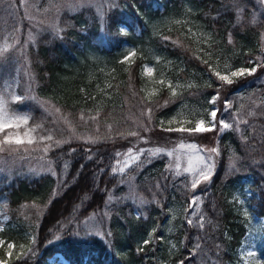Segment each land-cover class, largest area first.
Segmentation results:
<instances>
[{
	"label": "trees",
	"instance_id": "16d2710c",
	"mask_svg": "<svg viewBox=\"0 0 264 264\" xmlns=\"http://www.w3.org/2000/svg\"><path fill=\"white\" fill-rule=\"evenodd\" d=\"M41 1L46 0H39L40 5ZM182 1L183 6L177 7L176 0H117V4L106 12L102 25L95 11H88L89 7L81 5L62 12L56 27L39 22L32 41L25 38L30 22L21 18L20 43H16L14 55L22 62L21 70L26 67L30 73L28 85L32 82V95L37 99L45 98L66 112L60 118L68 115L76 131L87 129L95 136L111 138H102L96 143L71 138L68 143L54 147L46 156L42 151L31 154L4 152L5 160L17 161L15 169L9 173L0 171V199L3 195L8 197L7 211L12 214L22 203H45L46 206L36 225L35 243L31 244L34 254L28 252L7 264H55L49 258L57 252L71 264H179L181 260L184 264H233L239 258L238 248L248 227L247 218L240 211L235 197L245 181L251 191L252 210L263 217L264 232V102L259 104V109L255 107L262 112L261 115L246 119L249 125L246 132L241 131L244 126L235 131L233 125L220 133V155L211 181L204 182L199 190L203 195L201 210L206 217L204 229L199 231L184 221L176 222L175 246L168 241L164 244L159 238H151L146 246L142 241L160 231L155 228V222L161 221L165 215L167 203L188 198L187 177L166 175L163 178L162 157L131 169L129 172L134 174L131 181L140 192L148 195V191L156 188V196L149 200L145 211L139 209L141 213L137 215L134 213L136 205L122 196L128 181L123 184L120 181L126 176L118 177L109 172L116 152L111 146L115 142L126 143L123 140L127 132L140 131L134 118L143 105L142 100L146 101V107L153 109L146 132L150 138L151 134L159 133L155 130L159 126L154 121L180 110L184 99H189V104L183 107L189 109L192 118L201 114L207 116L206 109L210 107L207 101L216 93L219 81L211 76L207 65L196 59L197 56L207 59L212 66L216 61L207 53L213 54L218 49L227 50L235 65H250L247 63L250 58L263 56L259 36L264 28V10L257 20L251 19L255 0H243L248 4L245 8L243 6V23L238 24L235 14L240 0ZM9 4L11 10L14 7L19 10L21 6L20 0H6L0 8L8 12ZM173 7L176 12L179 7L187 9V16H193L192 25L176 23L170 29L153 33L149 25ZM37 14L39 12L34 15L36 19ZM10 18L15 20L13 16ZM121 24L125 31H121ZM229 34L231 44L228 43ZM163 36H169L171 40L163 41ZM26 41L27 46L21 48ZM125 43H130L137 51L131 60L121 63L124 61L122 53L127 50ZM146 63L163 77L184 80L180 88V85L173 87L178 88L176 96H172V89L164 84L154 95L147 94ZM257 85L262 88L264 99L263 83ZM244 86L251 91L255 85L243 81L234 88L238 90ZM166 100L169 101L167 105L164 104ZM244 110L249 109L245 107ZM81 113L87 124L80 120ZM147 114L141 120L148 122ZM44 115L45 119L49 118L48 114ZM37 116L38 107H35L32 117L36 119ZM93 116L100 121H93ZM50 119L55 130L54 138L72 136L65 120L54 121L53 116ZM253 120L255 122L251 123ZM73 148L76 151L69 155ZM2 155L0 153V158ZM89 155L93 157L91 160L87 158ZM41 157L47 163H53L57 172L55 176L50 171L25 170L20 164L24 159ZM66 162L69 167L64 169ZM100 169L105 171L101 173ZM53 189L57 191L55 196L51 195ZM111 193L118 196L116 203L112 200L108 212L107 225L111 235L106 240L95 234L82 235V220L91 211L100 209ZM77 205L80 206L78 210ZM69 220L74 222L69 224ZM149 225H152L151 232L155 228L153 234L148 232ZM0 233L7 240L22 238L20 228L17 231L12 227ZM197 235L204 237L200 241L201 249L188 259ZM140 248L143 250L138 251ZM161 259L167 263H159Z\"/></svg>",
	"mask_w": 264,
	"mask_h": 264
},
{
	"label": "rangeland",
	"instance_id": "374dc122",
	"mask_svg": "<svg viewBox=\"0 0 264 264\" xmlns=\"http://www.w3.org/2000/svg\"><path fill=\"white\" fill-rule=\"evenodd\" d=\"M39 0H20L21 6L20 9L17 10L15 7L11 11H6L5 9L0 8V28L3 29V31H0V49H3L5 44L9 45L8 51L6 53L0 54V61H4L7 63L8 57H13V63L8 64V67L5 69V74H7L15 64V66L19 67L20 71L16 76L15 80L9 79L8 84L11 85V87H7L6 85L0 84V95L3 96L5 100L8 101V108L9 111H15L19 110V112L25 113L28 112L32 116L33 110L35 107H38V116L35 119L37 122L41 120V118H44V126L45 128H50L52 129V120L50 119L51 116H53L56 120L54 121H60L63 122L64 118L61 119V115L66 113L63 110L60 109V113H56L55 109L57 108L52 102L45 98H39L37 100H25L23 102H12L11 101V95L12 94H22V95H27L29 92L28 89V80L30 78V73L26 67H22V62L17 58V55L15 54L14 48L16 47V41L19 39V34L22 30V19L25 18L28 20L30 23L26 27L27 31L25 33H28L26 35V40L28 41V36L29 34L35 33L36 30V25L39 24V22L45 23V24H53L55 27L57 23L60 21V17L62 12H67V10H74L75 8H78L79 6L83 7H89L87 10L88 11H95V16L98 18L101 22V25L103 24L104 16L106 12L113 7L114 5L117 4V0H58L56 2H52L50 0H46L44 3L41 1L42 5L38 3ZM241 3L239 2L236 6V14H235V19L236 23H243V20L245 18V13L243 12V6L248 4L247 1L240 0ZM255 8L251 10V19L252 20H257L258 16L262 13L264 10V4L261 0H255ZM175 4H177V7L183 6V1L182 0H176ZM179 11L176 12L174 7L171 9V11H168L158 17L155 21H153L150 25L149 28L153 33L160 32L161 30L167 28L170 29L174 24L179 21L180 23H187L188 25H192V19L193 16H187V9H180ZM37 14V19L35 18V14ZM41 13L44 14L43 17H41ZM27 14V15H26ZM11 16L15 18L14 21L11 20ZM21 16V17H17ZM194 20V19H193ZM194 20V24H195ZM41 25V24H40ZM18 29L15 33H13L11 36L9 35L10 33L13 32V28ZM40 28V27H39ZM120 28H125L123 24L120 25ZM137 31V30H136ZM260 37V46L261 49L263 50V56H255L254 58H250L253 63L250 65H245V64H239L235 65L233 64L232 59L229 58L228 51L223 50V49H218L213 51V54H211V57L216 61L215 66H212L213 69L219 70L222 73L225 72L226 70V65H230L232 68H235L237 66H243L246 68H251L255 66L256 63L264 61V28L261 30V36ZM138 43L141 45L140 38ZM125 48L127 50L122 53V60H125V57L128 55L130 51H135L136 53V48L133 47L130 43H125L124 44ZM20 51V49H18ZM23 53V51H21ZM134 56H132L129 60H131ZM127 60V61H129ZM18 62V63H16ZM145 66L148 68L152 69L151 75H149L146 71V75L148 76L147 78V85L149 92L147 94H152L153 92H156L161 86L168 85L169 82L173 85V87H177L180 84L184 82V80L181 78H175L172 79L170 76L163 77L162 74L159 75L152 67L150 63H146ZM248 78V80H247ZM163 79L164 83L159 84L157 81ZM258 79H264V67L258 68L257 72L253 76H248L242 78L240 81L234 82L232 85H226L221 87V90L219 91V100L217 101L216 105H210L208 108L216 107L219 108L221 111L218 113V119L220 118L221 115H223L226 119H231L232 124L234 126H238L239 128L244 126L243 130L246 132V128L249 127L248 124H243V125H237L236 124V119H241V120H246L248 118H255L259 115L262 114L261 111H258L259 109V104L264 102V99L262 98V88H260L256 83H251V85H255L251 91H249L247 88L248 86H244L241 89L235 90L236 88L234 87H239L243 81H255ZM182 85L179 86V88ZM264 86V83H263ZM175 90L178 88H174ZM32 95V91H31ZM195 98V97H193ZM182 99V98H181ZM184 99V98H183ZM142 100V99H141ZM189 100L184 99L182 102L184 103L183 106H186ZM229 100L231 102L230 108L228 112L224 111V101ZM143 105L140 109V111L137 113V117H135V123L137 124V127L140 128L137 132L139 133L138 136H129L128 133L134 130H131L127 132L125 139L123 140L126 143L122 142H115L113 146H111L116 152H114L115 158L111 163V166L109 168V172H111V169L113 167H119L122 166V162L124 159V155L127 153V150L129 148H132L134 152L139 151L140 149H154L157 147L163 148L166 151H173V156L168 157L166 155L159 156L163 158V173L164 176L163 178H166V175H170L172 178L176 177L174 175V165L176 163V156L179 155L181 157L180 159V171L181 175L180 176H186L188 179V188H189V193H188V198L185 200L179 199L177 200H171L169 203H167V208H166V213L161 219L159 220L158 223L155 222V228L160 229L158 231L157 235H152L151 238H159L163 237L162 242L166 244V241H168V244H171L172 246H175L177 244V240L175 237V232L177 229V224L184 221L187 223V219L191 216V211L193 209L189 208V202L191 201V198L196 195L197 193H201L199 190H201V185L204 183H201L198 188L193 191L191 189V179L192 176L189 173H185L184 169L187 167V162L188 158L187 155H185L186 152L189 150L186 149H180L179 144L180 143H196L198 146H203L205 148H213L216 147L218 148V138L220 136V131L219 127L217 128V131L215 132H210V133H204V134H195V135H189L188 133H177V132H166L163 131L162 128L169 127L167 124V121L169 119H172L173 117H176L177 120L181 119H193L191 115L189 114V109L186 107H181L180 110L175 111L174 113L170 114L167 117H161L160 120L154 121L155 124H157L159 129L155 128V130H159L158 135H152L151 138L149 134H147V131H142L144 130V127H141V123H143L144 126L148 128V122L141 120V118L147 114V109L146 107L145 100H142ZM22 103V105H21ZM41 104H43V107H41ZM248 108L249 110H244V108ZM255 107H258V109H255ZM45 108L48 109V112H45ZM231 114H234L233 118L230 116ZM249 113H255L254 115H249ZM48 114L49 118L45 119V115ZM149 114V113H148ZM147 114V115H148ZM207 114V113H206ZM67 120L71 122L72 126V121L71 118L66 115ZM205 117V116H204ZM207 119V116L205 117ZM98 122L100 119H97ZM164 120L165 123L163 126H161L160 121ZM255 120H253L251 123H254ZM59 122H55L57 124ZM29 126H34L33 120L30 119L29 121ZM179 126L178 124H173L171 127H177ZM186 127H191L193 125L187 124L185 125ZM73 127V126H72ZM161 128V129H160ZM233 128V127H232ZM149 129V128H148ZM87 129H83L81 131H76L77 136L82 138V140H86L88 136L95 137V135L89 131H86ZM23 131V129H21ZM44 134V133H40ZM36 135V134H34ZM125 136V135H123ZM76 138V137H72ZM47 143V141L45 142ZM43 146V144H41ZM120 152L122 155L119 157L120 160V165H117V157L116 153ZM5 153H3L2 158H0V169H3L5 173H9L12 169H15V163L17 161L11 160L8 162V160H5ZM147 157H148V152L145 151L144 155L140 157V161L142 162V166L147 164ZM218 156H214V164L216 166V161H217ZM173 165V169H168L167 165L168 164ZM21 166L27 170H38V171H49V167L55 171L57 174L53 163L49 165V162L42 160V159H30L26 160L24 159L22 162H20ZM141 166V167H142ZM18 167V166H17ZM140 167H137L136 164H132L130 167L125 169V172L121 175L118 171L116 176L121 177V176H126L124 178L125 181H128V187L125 188L124 194H122L123 197L127 198L129 201L133 202L136 206H134V213L139 214L141 211L139 209H142V211H145L146 206L148 205V202L150 199L154 198L156 196V188L153 189L152 191H148V195H145L143 192H140L137 187L132 183L131 179L133 178L134 174L129 172L131 169H137ZM215 169V167H214ZM214 171V170H213ZM51 172V171H50ZM5 175V174H4ZM178 176V177H180ZM131 177V179H130ZM130 180V181H129ZM245 179H243V182ZM53 191L51 192V195L53 196ZM57 193V191H55ZM114 202L116 203V198H118L117 195L111 193L110 194ZM51 196V197H52ZM236 197V203L240 208V211L242 214L247 218V231L244 235L243 241L241 245L239 246V258L236 262L233 264H254L255 260H261L264 261V232H263V218L261 216H258L256 213L253 212V203L251 202V191L250 187L248 186L247 181L241 184L240 188L235 193ZM108 198V197H107ZM107 198L103 204V206L98 209L91 211L81 222L80 225V230L84 231L87 230L88 232L95 233L97 229L100 230L101 234H95L104 240L107 239L108 235L107 233L110 231L108 227V215L105 217L103 215L105 204L107 202ZM7 201L8 197L3 195L1 196L0 199V232H5V230L10 229L14 227L17 231L20 228L22 238H14L7 240L3 235L0 233V240H2L4 243L0 245V259H4L7 262L10 260L17 258L19 255L20 257H23L24 255L22 253H28L29 249L32 247L31 244H33L32 240L35 236V231H36V225L38 226V223L40 221L41 215L45 209V203L40 204V203H22L18 207L19 210L12 212V214L7 211ZM113 202V201H112ZM112 202L108 205V207L111 206ZM203 203V195L201 196V201L199 202V208H200V214L204 215V213L201 210V205ZM21 211V212H19ZM103 211V212H102ZM162 213V211H160ZM95 214L94 219L88 220V223L85 224L84 221L88 219L89 216ZM14 216V218L12 217ZM11 217V218H10ZM205 217V215H204ZM103 219V223H99V221ZM199 219V216L194 217L193 221L195 223L196 220ZM178 222V223H176ZM206 222V217L204 219V225ZM151 227L152 225L148 226V232H151ZM154 228V229H155ZM197 230L200 231V229L196 228ZM153 232V231H152ZM151 232V234H153ZM160 232V233H159ZM9 243H12L14 245V248L12 249V256L8 257L7 255V245ZM249 252H255L256 256L255 257H250L248 256ZM59 257V259H57ZM49 260L51 262H54L55 264H71L69 263L62 255L61 253H55L53 254ZM159 263H167V261L161 259L159 260Z\"/></svg>",
	"mask_w": 264,
	"mask_h": 264
},
{
	"label": "snow or ice",
	"instance_id": "6c2138e0",
	"mask_svg": "<svg viewBox=\"0 0 264 264\" xmlns=\"http://www.w3.org/2000/svg\"><path fill=\"white\" fill-rule=\"evenodd\" d=\"M239 2V0H238ZM6 3V0H0V6H3ZM12 5L9 4L8 5V9L9 11L11 10ZM27 15V14H26ZM177 23H179V21H177ZM18 29H16L15 27L13 28V32L10 33L9 35L11 36L13 33H15ZM0 31H3L2 28H0ZM121 31H125V29L121 28ZM189 31H191V29H189ZM230 38L228 43H232V39H231V34H229ZM62 38V37H61ZM34 40V37L29 34L28 36V41H32ZM163 41H169L171 40V37L169 36H163L162 37ZM17 44H19V40L16 41ZM173 43H175V41H173ZM27 46V41L25 42V44L20 45L21 48H25ZM167 45H165L166 47ZM9 45L5 44L3 49H0V54L2 53H6L8 51ZM136 53L135 51H130L128 53V55L125 57L124 61H121V63L126 62L127 60H129L132 56H135ZM207 55L211 56V53H207ZM196 59L201 60V62L205 65H207V70L211 73V76H214L216 78L217 81H219V86L217 88V91L215 94H213L207 101V103L209 105H216L217 101L219 100V88L226 86V85H232L234 82H236L237 80L244 78V77H248V76H253L256 72L258 68L264 67V61L258 62L255 64V66L251 67V68H246L243 66H237L235 68H232L230 65H226V70L225 72H221L219 70H215L212 68V66L209 64L207 59H203V57L201 56H197ZM13 63V57H8V61L7 63H5L4 61H0V84L6 85L7 87H11L10 84H8L9 79L11 80H15L17 74L19 73L20 69L19 67L15 66V64L13 65L12 69L5 74V69L8 67V64H12ZM18 63V62H16ZM247 63L252 64L253 61L251 59H249L247 61ZM145 71L151 75L152 69L148 68L147 66H145ZM211 76L209 77V79H211ZM157 83L159 84H163L164 81L163 79L157 81ZM251 83H264V79H258L255 81H252ZM170 89H172V96H176V91L173 88V85L171 84V82L168 83L167 85ZM28 89L29 92L27 95H22V94H12L11 95V101L12 102H23L25 100H37V97L31 95V91H32V82L29 83L28 85ZM81 91H83V89H81ZM153 95L155 94V92L152 93ZM169 103V101H165L164 104L167 105ZM230 104L231 102L229 100H225L224 101V111L228 112L229 108H230ZM41 107H43V104H41ZM45 112H48V109L45 108L44 109ZM56 113H60V109L56 108L55 109ZM153 109L151 107H149L147 109V112L149 113V117H148V123H151V113H152ZM221 110L219 108L216 107H212V108H208L206 109V113H207V119L201 114L198 117H194L193 119H181V120H177L176 117H173L172 119H169L167 121V124L169 125V127L166 128H162L163 131L166 132H177V133H188L189 135H195V134H204V133H210V132H215L217 131V128L219 127V131L223 132L226 129H230L233 127L232 124V120L231 119H226L223 115L220 116V118L218 119V113ZM255 113H249V115H254ZM99 115V113H97V116ZM97 116H93L91 117V119L93 121H95L97 119ZM230 116L234 117V114L230 113ZM30 119L33 120V124L34 126H29V121ZM65 123H68L70 125V132L72 133L71 137H66L61 135L59 138H54V134L53 132L55 130L50 129V128H45L44 126V118L42 117L41 120L39 122H37L35 120L34 117H32L30 115V113L25 112V113H20L19 110H15V111H9L8 108V101L5 100L3 98L2 95H0V153H4L7 152L9 154H14V153H28L31 154L32 152H38V151H42L44 153V155L46 156L47 153L52 150L54 147H60L61 145L68 143L70 141V139L72 137H76V138H80L79 136H77L76 131H75V127L71 126V122H69L67 120V117H64ZM80 120L84 121L85 124H87V120L85 119L83 113H81L80 115ZM165 123L164 120L160 121L161 126H163ZM240 123H244L247 124L248 121L247 120H241V119H236V124L239 125ZM173 124H178L179 126L177 127H171V125ZM187 124H191L193 126L191 127H186L185 125ZM141 127H144L145 131H148L149 129L143 125V123H141L140 125ZM21 129H23V131H21ZM61 132L63 130H60ZM98 131V129H97ZM109 131H111V126H109ZM235 131H240L239 127L237 126L235 128ZM40 133H44V134H40ZM36 134V135H34ZM119 135L123 136L124 133H119ZM129 136H138L139 133L137 131H131L128 133ZM102 138L105 139H110L111 137H101V136H88L86 139L87 143H96L98 141H100ZM244 137H242L243 139ZM51 142V143H45V142ZM43 144L44 146L41 148L40 145ZM179 148L180 149H186L189 150L188 152L185 153V155H187L188 158V162H187V167L184 169L185 173H189L192 176L191 179V189L193 191H195L198 186L203 183V182H210L212 175H213V170L215 167L214 164V156H219L220 152L218 150V148L213 147V148H205L203 146H198L196 143H180L179 144ZM76 149H70L69 150V155H71V153L75 152ZM90 151V150H89ZM145 151L148 152V157H147V162H151V160L153 158H157L159 156H163L166 155L168 157H172L173 156V151H166L163 148L157 147L154 149H140L139 151L134 152L132 148H129L127 150L126 154L124 155V159L122 162V166L120 165V160L119 157H121V153L117 152L116 153V157H117V165L119 166L117 167H113L111 169V172L113 174H116L117 171L122 175L125 172V169L130 167L132 164H136L137 167H141L142 166V162L140 161V157L142 155H144ZM23 158V157H21ZM44 157H41V159H43ZM89 160H91L93 157L91 155H89L87 157ZM180 159L181 157L179 155L176 156V163L174 165V175L176 177L181 175V165H180ZM51 164V161H49V165ZM69 167L68 163H64L63 168L67 169ZM83 167V165H81V168ZM168 169H173V165L170 163L167 165ZM0 171H3V169H0ZM49 171H51L52 175H56L55 171L52 170L49 167ZM105 170L104 169H100V172L103 173ZM131 179V177H130ZM63 182V180H61V183ZM126 181L121 180L120 183L123 184ZM181 183H184V181H181ZM157 188L160 187L159 184L156 185ZM185 187H187V184H185ZM57 195V193L54 191L53 192V196ZM201 196L202 193H197L196 195H194L191 198V201L189 202V208L193 209L191 211V216L187 219V224L189 226H192L194 228H198L200 230L204 229V215L200 214V208H199V202L201 201ZM113 197L111 195L108 196L107 198V202L105 204V208H104V212L103 215L106 217L108 215L109 212V207L108 205L112 202ZM79 205H77V210L79 209ZM199 216V219L195 221H193L194 217ZM95 214L91 215L88 217L87 220L84 221L85 224L88 223V220H92L94 219ZM74 221L73 220H69L68 223L72 224ZM99 223H103V219H101L99 221ZM208 223L211 224L212 221L211 219L208 220ZM153 231H155V229H153ZM82 235H93V234H101L100 230L97 229L95 233L92 232H88L87 230H84L82 233ZM107 235H111V232L109 231L107 233ZM151 236V234H149V237ZM159 239H163V237H159ZM204 239V237H201L199 235H197L195 237V242L192 245V251L188 257V259H191L192 255H195L196 250H200L201 249V244L200 241ZM33 243H35V239L33 238L32 240ZM151 242V239H144L142 241L143 245H148ZM4 242L2 240H0V245H2ZM217 248H219V245H216ZM14 248V245L12 243H9L7 245V255L8 257L12 256V249ZM143 248L138 249V251H142ZM29 252H33L34 254V250L29 249ZM23 255H27L28 253H22ZM248 256L250 257H255L256 253L255 252H249ZM20 256H17V259H19ZM57 259H59V257H57ZM0 264H7V261L4 259H0ZM179 264H184V261L181 260L179 262ZM195 264V262H194ZM254 264H264V261L261 260H255Z\"/></svg>",
	"mask_w": 264,
	"mask_h": 264
},
{
	"label": "water",
	"instance_id": "95a60500",
	"mask_svg": "<svg viewBox=\"0 0 264 264\" xmlns=\"http://www.w3.org/2000/svg\"><path fill=\"white\" fill-rule=\"evenodd\" d=\"M263 4H264V0H262Z\"/></svg>",
	"mask_w": 264,
	"mask_h": 264
}]
</instances>
